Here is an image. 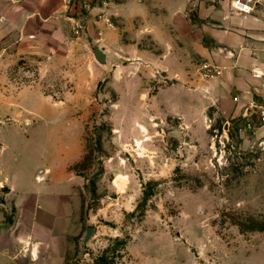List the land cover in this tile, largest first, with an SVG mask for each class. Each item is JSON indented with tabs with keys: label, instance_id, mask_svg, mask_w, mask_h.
<instances>
[{
	"label": "rangeland",
	"instance_id": "374dc122",
	"mask_svg": "<svg viewBox=\"0 0 264 264\" xmlns=\"http://www.w3.org/2000/svg\"><path fill=\"white\" fill-rule=\"evenodd\" d=\"M56 1L42 8L39 0L37 15V0H0L6 218L14 208L1 179L38 163L62 168L82 143L71 167L84 182L76 264H264V128L226 122L221 101L201 105L208 60L190 47L183 77L174 75L175 59L161 67L159 53L175 49V17L160 45L143 18L92 16L85 0L53 12ZM100 19L119 30L124 56L112 52L111 32L106 46L96 39ZM99 43L106 64L93 54ZM88 226L95 231L85 240Z\"/></svg>",
	"mask_w": 264,
	"mask_h": 264
},
{
	"label": "crops",
	"instance_id": "0c3cea01",
	"mask_svg": "<svg viewBox=\"0 0 264 264\" xmlns=\"http://www.w3.org/2000/svg\"><path fill=\"white\" fill-rule=\"evenodd\" d=\"M41 1L42 8L51 2ZM67 1L65 4L64 0L56 1L53 12L62 10ZM85 3H89L92 16L108 10L130 21L143 18L151 22L146 24L145 31H152L160 45L167 43L164 30L171 26L168 16L175 17V49L159 53L161 67H167L168 60L175 59L180 66L174 75L183 77L184 55L189 47L191 55H202L224 66L221 76L199 83L196 93L201 105L208 108L221 101L222 110L228 116L226 122L247 121L246 103L262 93V78L256 77L254 72L256 69L264 71V0H259L255 9L246 14L233 10L229 0H125L109 1L106 5L100 0H85ZM35 7L39 15L42 10L39 0ZM92 20L90 17L88 23ZM98 25L101 33L96 39H101L106 46L104 36L111 32L115 38L112 52L124 56L120 51L123 42L119 30L105 26L103 19ZM105 52L108 60L110 53L106 47ZM189 72L193 77L198 76L193 66ZM262 128L264 126L253 131ZM82 152L81 143L77 157L59 169L52 164L41 166L38 163L25 173L14 171L2 177L1 185L8 188L7 204L12 205L14 212L10 221L0 209V264L75 263L78 251L75 239L82 230L81 186L84 182L71 167L79 161ZM194 264L201 263L194 261Z\"/></svg>",
	"mask_w": 264,
	"mask_h": 264
},
{
	"label": "built area",
	"instance_id": "2783aa9c",
	"mask_svg": "<svg viewBox=\"0 0 264 264\" xmlns=\"http://www.w3.org/2000/svg\"><path fill=\"white\" fill-rule=\"evenodd\" d=\"M233 10L239 13H251L259 0H229ZM201 75L205 78L219 77L223 74L224 67L211 62L205 61L200 66ZM254 75L256 77L262 78L261 90L262 93L259 97H254L246 103L247 110V121L245 122L246 128H254L258 125L264 126V71L258 69L255 70ZM238 100L237 97L234 98Z\"/></svg>",
	"mask_w": 264,
	"mask_h": 264
},
{
	"label": "water",
	"instance_id": "95a60500",
	"mask_svg": "<svg viewBox=\"0 0 264 264\" xmlns=\"http://www.w3.org/2000/svg\"><path fill=\"white\" fill-rule=\"evenodd\" d=\"M93 54L95 59L101 63L106 64L107 62V53L105 52V47L102 46L100 43L95 45ZM95 228L93 226L87 227L86 239H89L94 234Z\"/></svg>",
	"mask_w": 264,
	"mask_h": 264
}]
</instances>
